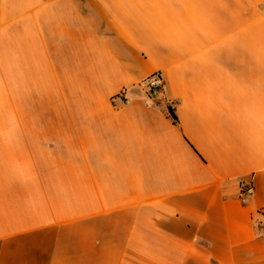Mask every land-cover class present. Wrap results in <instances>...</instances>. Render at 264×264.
Returning a JSON list of instances; mask_svg holds the SVG:
<instances>
[{
	"label": "crops",
	"instance_id": "0c3cea01",
	"mask_svg": "<svg viewBox=\"0 0 264 264\" xmlns=\"http://www.w3.org/2000/svg\"><path fill=\"white\" fill-rule=\"evenodd\" d=\"M0 264H264V0H0Z\"/></svg>",
	"mask_w": 264,
	"mask_h": 264
},
{
	"label": "built area",
	"instance_id": "2783aa9c",
	"mask_svg": "<svg viewBox=\"0 0 264 264\" xmlns=\"http://www.w3.org/2000/svg\"><path fill=\"white\" fill-rule=\"evenodd\" d=\"M143 83L149 88L153 93L160 92L163 89V79L159 73H155L149 76L143 81ZM123 96L121 95L120 98ZM122 103L128 105L130 101L123 98ZM254 188L251 183H244L241 185L239 199L242 203H247V201L253 196Z\"/></svg>",
	"mask_w": 264,
	"mask_h": 264
},
{
	"label": "trees",
	"instance_id": "16d2710c",
	"mask_svg": "<svg viewBox=\"0 0 264 264\" xmlns=\"http://www.w3.org/2000/svg\"><path fill=\"white\" fill-rule=\"evenodd\" d=\"M168 111H169V114H170L171 118L173 119V121L178 122L175 110L170 108Z\"/></svg>",
	"mask_w": 264,
	"mask_h": 264
}]
</instances>
